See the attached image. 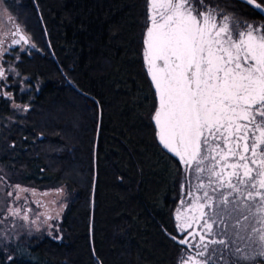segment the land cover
<instances>
[{
	"label": "trees",
	"instance_id": "16d2710c",
	"mask_svg": "<svg viewBox=\"0 0 264 264\" xmlns=\"http://www.w3.org/2000/svg\"><path fill=\"white\" fill-rule=\"evenodd\" d=\"M37 3L62 70L102 108L93 221L97 258L102 264H171L174 243L164 229L170 227L179 164L159 146L150 121L155 95L139 55L142 0ZM19 7L34 43L45 52L27 56L22 67L45 83L25 126L11 129L16 147H8L9 128L3 127V165L18 182L67 186L70 194L61 238L24 237L7 249L0 244V264H99L90 240L98 108L94 118L63 77L32 0ZM240 100L245 117L250 100Z\"/></svg>",
	"mask_w": 264,
	"mask_h": 264
},
{
	"label": "flooded vegetation",
	"instance_id": "af4514ba",
	"mask_svg": "<svg viewBox=\"0 0 264 264\" xmlns=\"http://www.w3.org/2000/svg\"><path fill=\"white\" fill-rule=\"evenodd\" d=\"M142 2L143 38L139 55L151 86L145 65L149 63L154 67L156 86L164 98L161 119L164 120L163 115L171 105L173 82L170 80L175 79L172 67L190 63L186 61L190 49L195 46L204 49L211 32L230 26L232 19L216 28L220 16L230 14L233 21L238 20L234 26L238 36L242 32L240 50L245 48L254 70L259 68L258 72H261L264 69L261 63L264 51L258 54V48L264 47V0ZM16 18L11 16L0 25V164L10 172L2 161L3 127L9 128L6 134L8 147H16L11 129L15 125L25 126L30 104L45 83L40 77L33 79L22 67L27 56H43L45 52L34 43L21 12ZM18 19H23V23L20 24ZM195 34L202 37L196 38ZM244 37L249 38L243 42ZM154 40L162 50L152 60L146 57V50L152 48ZM248 47L254 48V53H250L248 50L253 49ZM260 58L263 60L259 63ZM197 76L191 66L192 86ZM24 86L29 89L22 90ZM254 94L245 117H241V105L237 107L239 114L231 123L232 128L200 126L202 138L199 154L195 157L191 156L188 142L177 141L179 128L172 131L170 140L176 143L179 154L187 157L185 180L177 183L178 196L167 229L174 243L173 250L178 247L184 254L179 264H264V220L251 219L252 215L246 212L248 209L253 212L256 207L252 206L264 202V152L258 150L260 138L255 133L257 127L253 119L257 106L264 102V87ZM150 121L154 127L151 115ZM157 138L155 135L156 141Z\"/></svg>",
	"mask_w": 264,
	"mask_h": 264
},
{
	"label": "rangeland",
	"instance_id": "374dc122",
	"mask_svg": "<svg viewBox=\"0 0 264 264\" xmlns=\"http://www.w3.org/2000/svg\"><path fill=\"white\" fill-rule=\"evenodd\" d=\"M22 0H0V25H4L5 21L11 16L17 17L20 14V4ZM15 7L14 9L12 8ZM13 10V11H12ZM196 14V13H195ZM197 16L199 14H196ZM22 18V17H21ZM17 19V18H16ZM232 19L229 27L217 28ZM234 17L230 14L220 16L216 28L211 32L210 38H207L206 47L197 51V65H200V73L203 75L197 78L199 81V93L207 95L204 82L207 78H211L214 87H217L216 93H220L222 97L226 94H252L255 91L256 82L254 80L260 78L258 69L254 70L250 61V57L246 54L244 47H241L239 36L236 34L234 26L238 20L233 21ZM20 24L23 19H18ZM244 25V22L242 23ZM196 38L202 36L195 35ZM249 37L242 38L243 42ZM246 46V45H245ZM257 48L255 49L256 52ZM264 51V47L258 48V54ZM246 54V55H245ZM253 56V55H252ZM246 60H245V58ZM209 58V60H207ZM208 61V65L206 64ZM259 60H262L261 58ZM264 64V61H263ZM264 73V69H263ZM264 76V75H263ZM258 83V82H257ZM227 90L225 92L223 87ZM28 86H24L22 90H28ZM219 94V95H220ZM213 93H210L212 98ZM221 97V98H222ZM92 115L96 118L97 106L93 101L85 98ZM221 101V99H220ZM228 104V101H226ZM225 103L224 106H227ZM19 113H23L20 111ZM254 124L257 127L255 133L260 138L259 151L264 152V102L257 106L253 115ZM72 149H70L71 151ZM264 154V153H263ZM183 169L179 167L177 183L185 180L186 164L182 162ZM183 171V172H182ZM181 179V180H180ZM182 189V185H181ZM69 190L67 186L56 188H40L28 184L18 182L14 174L2 167L0 164V244L5 249L17 243H23L24 237L32 238L34 236L58 237L63 213L68 205ZM184 195V194H183ZM178 196V190L176 197ZM253 212L251 209L246 210L252 216L251 219L264 220V202H259V206ZM252 212V213H251ZM250 214L247 216L249 217ZM245 216V215H244ZM252 224V223H251ZM264 224V222H263ZM184 254L178 247L173 250L171 256V264H179Z\"/></svg>",
	"mask_w": 264,
	"mask_h": 264
},
{
	"label": "water",
	"instance_id": "95a60500",
	"mask_svg": "<svg viewBox=\"0 0 264 264\" xmlns=\"http://www.w3.org/2000/svg\"><path fill=\"white\" fill-rule=\"evenodd\" d=\"M35 9L37 11V14L39 16L41 25L43 27L46 41L51 53V57L55 60L57 63L63 77L66 79L67 83L73 87L77 93L83 97L88 98L94 101L97 104L98 108V127H97V134L95 139V146H94V178H93V187H92V199H91V220H90V240H91V249L92 253L95 257V259L99 262V264H102V262L97 258L95 249H94V241H93V221H94V212H95V194H96V186H97V150H98V142H99V135H100V127L102 122V108L98 100L87 93L80 90L76 85H74L71 80L68 78V76L64 73L62 70L55 54L53 51V48L50 43V39L48 36L47 28L45 26V22L41 13V10L38 6L37 0H32ZM255 7H258L256 4H254ZM196 23V22H195ZM196 35V34H195ZM147 51V58H151L154 60V56L162 50L161 46L155 42ZM248 50L250 53H254V48ZM202 47H193L190 49V54L188 53V60L185 64H178L172 67L173 73L175 74V79L170 80L173 82V85L170 86L171 90V105L169 109L165 112L163 115V119H161V110L162 105L164 102V98L161 95V91L156 86V78L154 77L155 72L153 71V65H145L146 70L149 75V79L152 82V88L155 99H156V106L153 110V113L151 114L152 122L154 124V133L157 138V143L159 146L168 153L171 157H175L178 162L180 163L181 168L183 169L184 162L186 164L187 157L180 155L178 152V148H176V143H173L170 140V137L172 135V131H174V128H179L177 141L181 143L188 142L192 153L191 156L195 157L199 154V147H200V139L202 138V132L200 130V126L203 124L210 125V128H220L224 127L226 125L227 128H232L231 123L235 122L237 119V107L241 105L242 97H245L247 100H254V90L252 89V94L249 93V95L246 94H226V96L222 97L220 93H216L217 87H214V84L210 81L211 78H207L205 80V90H207V95L204 96L203 94L199 93L198 84L199 81L197 78H200L203 74L200 73V65H197V51H202ZM254 57V54H253ZM258 57H260L258 55ZM263 60V59H262ZM264 61V60H263ZM263 61L261 62L259 60V63L261 62L263 64ZM194 66L196 70V74L198 75L195 77L194 86H192V82L189 78V71L190 67ZM259 77L258 79L254 80L256 82L255 91L259 90L262 86L264 87V78L262 75L263 69L261 72H258ZM150 82V81H149ZM258 82V83H257ZM262 85V86H261ZM223 87V85H222ZM223 90L227 92V90L223 87ZM169 93V92H168ZM210 93L212 95V98H210ZM220 94V95H219ZM222 97V98H221ZM221 99V101H220ZM228 101V104L226 103ZM226 103L227 106H224ZM225 127V128H226ZM171 132V134H170ZM181 138V139H179ZM73 151V148L71 152ZM187 166V164H186ZM166 234L171 237L167 229H164Z\"/></svg>",
	"mask_w": 264,
	"mask_h": 264
}]
</instances>
